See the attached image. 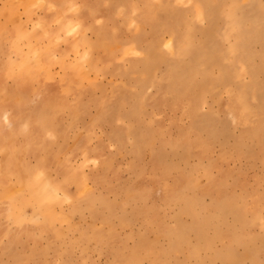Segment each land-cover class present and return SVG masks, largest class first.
Segmentation results:
<instances>
[{
    "label": "rangeland",
    "instance_id": "rangeland-1",
    "mask_svg": "<svg viewBox=\"0 0 264 264\" xmlns=\"http://www.w3.org/2000/svg\"><path fill=\"white\" fill-rule=\"evenodd\" d=\"M210 1L0 0V264H264V0L233 61Z\"/></svg>",
    "mask_w": 264,
    "mask_h": 264
},
{
    "label": "bare ground",
    "instance_id": "bare-ground-1",
    "mask_svg": "<svg viewBox=\"0 0 264 264\" xmlns=\"http://www.w3.org/2000/svg\"><path fill=\"white\" fill-rule=\"evenodd\" d=\"M16 1V0H15ZM19 1V0H18ZM27 1V0H26ZM32 1H34V0H32ZM193 2H194V0H192ZM197 1V3L196 4H194L195 5V10L198 12V17L199 16H201V18L203 19V18H206V17H208V19L210 20V22H211V24H213L214 23V20H215V13L216 12H214V11H212V13H207V12H205L206 10L204 9L205 7V3H203V4H198V0H196ZM211 1H216V0H211ZM211 1H210V3H211ZM246 1H249V2H251L252 0H246ZM25 1H21V3H24ZM31 2V1H30ZM43 2V1H42ZM217 2V1H216ZM218 2H220V0L218 1ZM240 2H242V1H240ZM12 3V2H11ZM13 3H14V1H13ZM26 4H27V2H25ZM45 3H46V1H45ZM213 3V2H212ZM225 3V2H224ZM231 5L230 6H226V5H228V4H222V6L224 5V7H222L221 8V10H219V11H221L222 13H223V15H224V17L223 18H225L226 20H227V24L225 25V26H227V30L225 29L224 31V34H226V35H228V36H232V37H234V39L235 40H233L232 42V47L231 48H229L227 51H226V56H227V59H229V61H230V59H231V57H233L234 58V56H235V58L238 60V58H241L240 56H244L245 55V53H250V52H248V50L250 49L248 46L249 45H247V44H249L250 43V41H249V43L247 42V40L246 39H249L250 37H251V35L252 34H254V27H251V28H249V29H245V21H244V18L242 17V16H244L243 14H242V7L240 6V4H239V2L237 1V0H232L231 1ZM256 4V3H255ZM14 5V4H13ZM19 5V4H18ZM204 5V6H203ZM258 5H259V3H258ZM214 6V5H213ZM245 6H247V5H245ZM254 8H256V6L254 7ZM260 8V7H259ZM245 9V8H244ZM250 10H251V8H250ZM189 11V10H188ZM217 12V13H221V12ZM246 11V10H245ZM261 12H262V10H260ZM263 11H264V9H263ZM255 12V11H254ZM17 13V12H16ZM252 13V12H251ZM254 14V13H253ZM260 14V13H259ZM264 15V14H263ZM251 16V15H250ZM13 17V16H12ZM251 18V17H250ZM250 18H249V20H250ZM16 18L14 17V20H15ZM104 19V18H103ZM11 20H13L12 18H11ZM251 21H253V20H251ZM226 23V22H225ZM146 24V23H145ZM215 24V23H214ZM193 25V24H192ZM151 27V26H150ZM250 27V26H249ZM262 27V26H261ZM41 31V30H40ZM45 30H43V32H44ZM105 31V30H104ZM188 31V30H187ZM43 32H41L42 34H43ZM47 32V31H46ZM45 32V33H46ZM109 32V31H108ZM258 32V31H257ZM49 33V32H48ZM209 33V32H208ZM262 32H260L259 34H261ZM256 35V34H255ZM19 36V35H18ZM182 36H186V35H182ZM261 36H263V35H261ZM227 37V36H226ZM257 38V37H256ZM232 39V38H231ZM13 40V39H12ZM258 42H259V39L257 40ZM256 41V42H257ZM250 44H252V43H250ZM260 44V43H259ZM12 45V44H11ZM10 45V46H11ZM253 45V44H252ZM231 46V45H230ZM254 46V45H253ZM264 46V45H263ZM173 48V47H172ZM249 48V49H248ZM175 49V51H176V53H177V59H178V61H180V60H183V58L187 55V50H188V48H187V46L186 47H184V48H182L181 49V51L180 50H178V48H174ZM173 50V49H172ZM204 50V49H203ZM244 50V52H242ZM13 52H15V51H13ZM174 52V51H173ZM202 52V51H201ZM258 53V52H257ZM201 54V53H200ZM208 54V53H207ZM21 55V54H20ZM259 55V54H258ZM36 56H37V54H36ZM36 56H35V59H36ZM255 56V55H254ZM215 57V56H214ZM262 57V56H261ZM205 58H207V57H205ZM232 58V59H233ZM231 59V60H232ZM31 60L32 61H34L33 60V57H32V59H30V60H28L29 62H31ZM240 60V59H239ZM242 60V59H241ZM240 60V61H241ZM28 61H26V63H28ZM233 61V60H232ZM231 61V62H232ZM147 62V61H146ZM145 62V63H146ZM33 63V62H32ZM232 64V63H231ZM30 65V64H29ZM34 65V64H33ZM42 65V64H41ZM178 65V64H177ZM244 65V64H243ZM23 66V65H22ZM176 66V65H175ZM30 67H31V65H30ZM23 68V67H22ZM16 69V68H15ZM170 71H169V74L171 75V76H177L176 78L177 79H183V80H181V81H179V84H180V82L181 83H183V81H184V77H186L187 76V74H185V73H183V76L181 75V69H169ZM238 70V69H237ZM16 71V70H15ZM224 74V73H223ZM222 74V75H223ZM226 74V73H225ZM1 79V78H0ZM192 79V78H191ZM190 79V80H191ZM195 79V78H194ZM175 80V79H174ZM197 84V83H196ZM71 85V84H70ZM194 85H195V83H194ZM194 85H192V86H194ZM198 85V84H197ZM165 86V85H164ZM171 86V85H170ZM196 87V86H195ZM190 89H191V87H189ZM164 89V88H163ZM171 90V89H170ZM169 90V91H170ZM183 90V89H182ZM160 91V90H159ZM166 91V90H165ZM172 91V90H171ZM184 91V90H183ZM185 91L187 92V89H185ZM248 91V90H247ZM174 92V91H173ZM167 93V92H166ZM180 93V92H179ZM189 93V92H188ZM190 93H192V90H191V92ZM182 94V93H181ZM24 95V94H23ZM37 95V94H36ZM176 96V95H175ZM182 96V95H181ZM188 98V97H187ZM243 99H244V96L243 95H240V94H238L236 97H235V99H234V102L235 103H233V104H238V106H240L241 107V112H242V115L240 116V118L243 120V121H249L250 120V118L252 117L251 116V112H250V110L248 109V106L246 105V103L243 101ZM45 100V99H44ZM246 100V99H245ZM247 104H248V102H247ZM30 107V106H29ZM238 108V107H237ZM18 109H16V111H17ZM4 111V110H3ZM16 111H15V114H16ZM31 111H32V109H31ZM34 111V110H33ZM14 112V111H13ZM25 112V111H24ZM240 112V111H239ZM33 113V112H32ZM31 113V114H32ZM31 114H30V116H31ZM0 115H2V114H0ZM11 116V115H10ZM36 116V115H35ZM34 116V117H35ZM260 116V115H259ZM28 117H29V115H28ZM47 117V116H46ZM256 117V116H255ZM2 118V117H1ZM49 118V117H48ZM7 119V118H6ZM38 119V118H37ZM236 119V118H235ZM8 120V119H7ZM6 120V121H7ZM10 120V119H9ZM22 121H23V119H21ZM33 120V119H32ZM257 120V119H256ZM1 121V120H0ZM20 121V120H19ZM18 121V122H19ZM37 121V120H36ZM254 121V120H253ZM23 122H25V121H23ZM47 122V121H46ZM22 123V122H21ZM21 123H19V124H21ZM36 123V122H35ZM1 124V123H0ZM3 124V123H2ZM14 124V123H13ZM19 124H17L18 126H19ZM24 124V123H23ZM238 124V123H237ZM4 125V124H3ZM46 125V124H45ZM17 126V127H18ZM32 126V125H31ZM4 127V126H3ZM36 127V126H35ZM36 128H39V127H36ZM30 130V129H29ZM35 131V130H34ZM61 132V131H60ZM9 133V132H8ZM28 134V133H27ZM27 136V135H26ZM37 136V135H36ZM31 137H33V136H31ZM38 137V136H37ZM36 139V138H35ZM30 141V140H29ZM199 141V140H198ZM197 141V142H198ZM37 143V142H36ZM202 143V142H201ZM34 146H36V145H34ZM33 146V147H34ZM52 148V147H51ZM138 148V147H137ZM39 149H41V148H39ZM31 150H34V148L33 149H31ZM12 152H13V150H12ZM37 154V153H36ZM39 154V153H38ZM61 154V153H60ZM8 155V154H7ZM11 158V157H10ZM19 160V159H18ZM8 164H9V162H8ZM21 171H22V169H21ZM65 171H66V169H65ZM64 171V172H65ZM6 174H7V176L10 178L12 175H14V173H12L11 171H4ZM4 173V174H5ZM33 173H35V174H38V177H44V175H42V173L40 172V170L39 169H37L35 172H33ZM67 173H69V172H67ZM23 174V173H22ZM31 175V174H30ZM69 175V174H68ZM19 179V178H18ZM14 180V179H13ZM32 181V180H31ZM30 181V182H31ZM49 181V180H48ZM72 181H73V179H72ZM72 181H70V182H72ZM49 182H51V181H49ZM78 182V181H77ZM48 183V182H47ZM46 183V184H47ZM55 183V182H54ZM69 183V182H68ZM67 183V184H68ZM66 184V183H65ZM40 185V184H39ZM3 186V185H2ZM5 186V185H4ZM59 186H60V190L63 188H61V185L59 184ZM30 187V186H29ZM47 188L49 189V193H48V195H49V197H52V198H55V195H57L58 194V187L56 186V185H53V184H50V183H48V185H47ZM172 188V187H171ZM31 189H33V188H31ZM177 189V188H176ZM27 190V189H26ZM38 190V189H37ZM169 191V190H168ZM37 192V191H36ZM24 193V192H23ZM38 193V192H37ZM173 194V193H172ZM20 194H19V192H16V191H14V190H7V191H5V192H3V193H1L0 194V211H3V212H5V213H12V214H16V213H18L17 212V208H16V203L17 204H19L18 202H17V200H18V197L20 198V196H19ZM38 195V194H37ZM21 196H23V195H21ZM35 196H36V194H35ZM35 196H31V198H30V200H32L33 202H34V200L36 199L35 198ZM58 196V195H57ZM170 196V195H169ZM42 199V198H41ZM43 200V199H42ZM49 199H47V201H48ZM36 201V200H35ZM46 201V200H45ZM50 204V203H49ZM18 206V205H17ZM48 206V205H47ZM45 207V206H44ZM40 208V207H39ZM42 208V207H41ZM47 208H49V206L47 207ZM51 209V208H50ZM41 210V209H40ZM44 212V211H43ZM54 215V214H53ZM43 216H44V218L46 219L45 221H44V223H47L48 221H49V215H48V213H47V215L46 214H43ZM16 217V216H15ZM204 222V221H203ZM20 223H22L23 224V222H20ZM44 223H42L43 224V226L45 225ZM201 223V222H200ZM41 225V224H40ZM39 225V226H40ZM206 226V225H205ZM18 227H19V225H18ZM36 227H37V225H36ZM47 227H48V223H47ZM38 228H41V226L40 227H38ZM45 228H46V225H45ZM49 228V227H48ZM25 229V228H24ZM43 229V228H42ZM205 229V228H204ZM45 231V230H44ZM187 231V230H186ZM12 232V231H11ZM203 233H204V230H203ZM13 234V233H12ZM184 234V233H183ZM202 234V233H201ZM10 235V234H9ZM8 236V235H7ZM155 258V257H154Z\"/></svg>",
    "mask_w": 264,
    "mask_h": 264
}]
</instances>
